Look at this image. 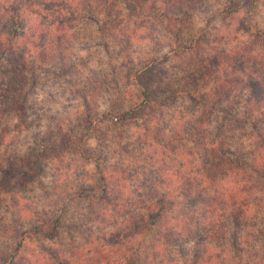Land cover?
<instances>
[{"label":"trees","instance_id":"obj_1","mask_svg":"<svg viewBox=\"0 0 264 264\" xmlns=\"http://www.w3.org/2000/svg\"><path fill=\"white\" fill-rule=\"evenodd\" d=\"M0 264H264V0H0Z\"/></svg>","mask_w":264,"mask_h":264},{"label":"rangeland","instance_id":"obj_2","mask_svg":"<svg viewBox=\"0 0 264 264\" xmlns=\"http://www.w3.org/2000/svg\"><path fill=\"white\" fill-rule=\"evenodd\" d=\"M55 89H56V87L54 88V90H55ZM61 99H62V98H61ZM70 104H71V103H69V105H70ZM70 110H71V108H70ZM60 112H61L62 114H64V112H63L61 109L59 110V113H60ZM67 112H68V110H67ZM78 208H79L78 206H77V207L74 206V209H78ZM64 236H66L65 233H64Z\"/></svg>","mask_w":264,"mask_h":264}]
</instances>
